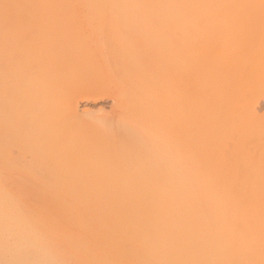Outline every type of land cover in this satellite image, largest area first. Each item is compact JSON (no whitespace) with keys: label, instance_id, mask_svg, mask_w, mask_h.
Segmentation results:
<instances>
[{"label":"bare ground","instance_id":"bare-ground-1","mask_svg":"<svg viewBox=\"0 0 264 264\" xmlns=\"http://www.w3.org/2000/svg\"><path fill=\"white\" fill-rule=\"evenodd\" d=\"M259 43L264 0H0V264H264Z\"/></svg>","mask_w":264,"mask_h":264},{"label":"rangeland","instance_id":"rangeland-1","mask_svg":"<svg viewBox=\"0 0 264 264\" xmlns=\"http://www.w3.org/2000/svg\"><path fill=\"white\" fill-rule=\"evenodd\" d=\"M86 10L87 9H77L76 10V15H77V17H79L80 15H83L84 13H82V12H86ZM80 13V14H79ZM83 27V29H85L84 31H86V29L87 30H89L85 25H83V23L81 24V27L79 28V25H78V28H79V30H81V28ZM35 28V27H34ZM36 29V28H35ZM38 29V28H37ZM82 29V30H83ZM81 30V31H82ZM37 31V30H36ZM35 31V32H36ZM35 32L33 33L34 35H35ZM39 35H37V37H38ZM26 38V37H25ZM29 39H31L32 38V35L31 36H29L28 37ZM26 39V40H29V39ZM33 38L35 39V36H33ZM244 38H246L245 36H244ZM38 39L39 38H37V41H38ZM33 40V39H32ZM36 41V40H35ZM26 42H28V41H26ZM219 43H221V41H218ZM264 46V44L262 45V44H260L259 43V45H257L256 47H254V50L255 51H257V52H260V51H262V49L264 48L263 47ZM237 49H239V48H237ZM90 78V77H89ZM89 78L87 79H85L84 80V82L87 80V82H88V80H89ZM92 78H93V76H92ZM86 82V83H87ZM259 92V91H258ZM258 92H256V93H258ZM108 95H105V94H97V95H94L93 97H90V96H88V97H86V96H80V98L79 99H77V106H76V112H78L80 115H81V117H82V114L83 115H86L87 117H90V118H94V117H97V120H98V118L99 117H102V115H107V114H112V111H113V114H114V110H111V105H112V100H113V98L110 96H108ZM257 98V100H255L256 98ZM253 98H255V99H253ZM259 98V99H258ZM262 98V99H261ZM251 103H252V106H253V109H255L256 111V114L258 115V116H261V115H264V97H259V96H257V94H253V97H252V99H251ZM84 110V111H83ZM86 113V114H85ZM99 114H100V116H99ZM110 114V116L112 117V115ZM90 115V116H89ZM98 115V116H97ZM92 116V117H91ZM86 117V118H87ZM103 118V117H102ZM115 118V114L113 115V117H112V122H113V119ZM94 119H96V118H94ZM100 119V118H99ZM109 119H111V118H109ZM96 120V121H97ZM104 120H107V118L106 119H104ZM107 121H109V120H107ZM106 122V121H105ZM110 122V121H109ZM112 122H110V124L112 125ZM89 127V126H88ZM87 126L85 127V128H88ZM24 178H22L21 180H19V182H21L22 180H23ZM29 179V178H28ZM24 180H26L27 181V179L25 178ZM23 180V181H24ZM26 181H24V182H26ZM17 182V181H16ZM29 182H30V185L32 184V181L31 180H28L26 183H28L29 184Z\"/></svg>","mask_w":264,"mask_h":264}]
</instances>
